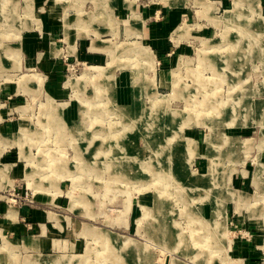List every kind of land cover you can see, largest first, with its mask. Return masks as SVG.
Here are the masks:
<instances>
[{"label": "rangeland", "instance_id": "obj_1", "mask_svg": "<svg viewBox=\"0 0 264 264\" xmlns=\"http://www.w3.org/2000/svg\"><path fill=\"white\" fill-rule=\"evenodd\" d=\"M68 257L264 264V0H0V264Z\"/></svg>", "mask_w": 264, "mask_h": 264}, {"label": "crops", "instance_id": "obj_2", "mask_svg": "<svg viewBox=\"0 0 264 264\" xmlns=\"http://www.w3.org/2000/svg\"><path fill=\"white\" fill-rule=\"evenodd\" d=\"M152 25H151V28H155V29H157L158 31H160L161 30V28L163 27V25H164V23H163V21H161V20H156L155 22L153 21L152 23H151ZM152 30V29H151ZM163 54V53H162ZM159 58H160V55H159ZM160 60H161V62H163L164 60H165V57H162V58H160ZM163 74V73H162ZM161 74V75H162ZM55 114V112H54V110H53V113H52V119H57V117L54 115ZM79 116V122H82V121H84V118L83 117H80V115H77V117ZM76 117V118H77ZM76 121V120H75ZM75 121H73V123L75 122ZM77 122V121H76ZM66 125L65 123H63L62 121L61 122H52V125H59V126H62V125ZM18 134V133H17ZM17 134H14V135H17ZM68 259V261H69V264H70V262L72 261V258L71 257H68L67 258Z\"/></svg>", "mask_w": 264, "mask_h": 264}, {"label": "bare ground", "instance_id": "obj_3", "mask_svg": "<svg viewBox=\"0 0 264 264\" xmlns=\"http://www.w3.org/2000/svg\"><path fill=\"white\" fill-rule=\"evenodd\" d=\"M147 58H149V57H147ZM157 104H158V103H157ZM217 107H218V106H216V105H214V106L211 105L212 110H214V109L217 108ZM233 108H234V106H233ZM222 109L225 110L226 107H225L224 105H223L222 107L220 106V107H218V110H217V111H222ZM214 112H215V111H214ZM166 115H167V114H165L164 116L167 117ZM195 178H196V177H195ZM196 182H199V179L196 178ZM85 231H86L87 233H90V229H85ZM204 242H205V238L202 239V245H203V246H205V243H204Z\"/></svg>", "mask_w": 264, "mask_h": 264}]
</instances>
